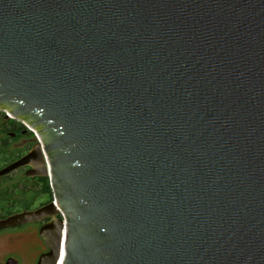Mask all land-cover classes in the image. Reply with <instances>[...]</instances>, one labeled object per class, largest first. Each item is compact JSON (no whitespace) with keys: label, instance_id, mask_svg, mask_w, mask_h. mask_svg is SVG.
<instances>
[{"label":"water","instance_id":"95a60500","mask_svg":"<svg viewBox=\"0 0 264 264\" xmlns=\"http://www.w3.org/2000/svg\"><path fill=\"white\" fill-rule=\"evenodd\" d=\"M0 112L37 264H264V0H0Z\"/></svg>","mask_w":264,"mask_h":264},{"label":"trees","instance_id":"16d2710c","mask_svg":"<svg viewBox=\"0 0 264 264\" xmlns=\"http://www.w3.org/2000/svg\"><path fill=\"white\" fill-rule=\"evenodd\" d=\"M17 123V121L11 119L7 121L5 113H0V134H6L5 136H0V170L23 157L26 152L21 149H11V142L21 136L20 130L15 126ZM15 133L17 135L13 137ZM15 173H19V171L0 177V197L3 201L0 205V220L31 209L30 205L34 203V199L46 197L49 201H53V192L48 178L32 180L23 177L18 183L1 189ZM13 196L26 198L27 201L24 203L13 201L11 200Z\"/></svg>","mask_w":264,"mask_h":264},{"label":"rangeland","instance_id":"374dc122","mask_svg":"<svg viewBox=\"0 0 264 264\" xmlns=\"http://www.w3.org/2000/svg\"><path fill=\"white\" fill-rule=\"evenodd\" d=\"M5 135L6 134H0V136ZM37 142L38 139L35 133L27 136L21 135L16 140L11 142V149H21L26 151L29 146L32 147L36 145ZM11 177L12 178L6 182L1 189L18 183V181L24 176L23 173H15ZM11 200L19 203L27 201L26 198H20L19 196H13L11 197ZM46 200L47 198L43 197L34 199L33 201H36V205H38ZM2 202V198L0 197V205ZM21 233L22 232H16L14 229L0 231V264H5L10 258L17 260L20 264H31L37 252L41 250L38 241H36L34 237L26 236Z\"/></svg>","mask_w":264,"mask_h":264},{"label":"flooded vegetation","instance_id":"af4514ba","mask_svg":"<svg viewBox=\"0 0 264 264\" xmlns=\"http://www.w3.org/2000/svg\"><path fill=\"white\" fill-rule=\"evenodd\" d=\"M8 120H10V119H7V121ZM15 126H16L17 129L20 130L19 133L22 136H27L29 134H33V132L29 131L21 122H18ZM16 135H17V133L13 134V137H16ZM32 147L29 146L28 147L29 149L26 150V152L24 153V155H26L32 149ZM30 170H31V167H25V168H21V169L15 171V172H18L19 171V173H23V176L24 177L29 178V179H32V180H39V179L45 178V177H38V176H36V177L28 176V172ZM36 201H34V203H32L30 205L31 209H29L27 211L37 210L39 208H42V207H44V206L52 203V200L49 201V199H47L46 201L41 202L40 204L36 205V203H37ZM22 212H25V211H22ZM52 219L53 218L49 216V217H46V218H44L42 220H38V221H35V222H31V223L24 224V225L19 226V227H16V228H12V229L16 230V232H22L21 234L26 235V236L34 237L36 239V241H38L41 250L39 252H37V254L35 255V258L31 262V264H37L40 256L42 254L47 253L49 251V249H48L45 241L40 237V229L43 226H45L48 223H50L52 221Z\"/></svg>","mask_w":264,"mask_h":264}]
</instances>
